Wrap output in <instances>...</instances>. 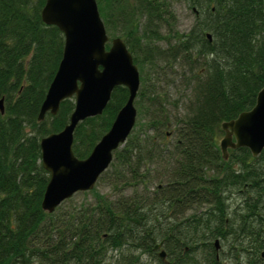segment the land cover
Instances as JSON below:
<instances>
[{
	"label": "trees",
	"instance_id": "trees-1",
	"mask_svg": "<svg viewBox=\"0 0 264 264\" xmlns=\"http://www.w3.org/2000/svg\"><path fill=\"white\" fill-rule=\"evenodd\" d=\"M95 2L137 67L135 121L93 188L46 212L39 139L62 129L73 99L36 116L63 36L41 21L44 0H0V264H164L160 241L165 264H264V148L226 158L219 148L221 123L263 85L264 0ZM177 5L193 17L185 30ZM126 98L113 87L102 112L75 125L77 158Z\"/></svg>",
	"mask_w": 264,
	"mask_h": 264
},
{
	"label": "water",
	"instance_id": "water-1",
	"mask_svg": "<svg viewBox=\"0 0 264 264\" xmlns=\"http://www.w3.org/2000/svg\"><path fill=\"white\" fill-rule=\"evenodd\" d=\"M40 19L46 25L57 27L63 36V45L36 119H43L46 112L55 114L61 100L73 99V108L62 129L39 139L40 164L48 174L40 207L52 212L73 193L93 188L108 166L113 150L124 142L135 121L133 100L139 76L123 40L116 36L109 41L95 0H44ZM118 85L127 89L124 104L88 155L77 158L71 150L75 125L99 115L112 88ZM221 129L219 148L223 158L227 157V148L245 147L253 157L264 148V81L253 106L222 122ZM160 244L156 243L154 248ZM214 247H218L216 240ZM163 254L162 250L157 253L159 258Z\"/></svg>",
	"mask_w": 264,
	"mask_h": 264
},
{
	"label": "rangeland",
	"instance_id": "rangeland-1",
	"mask_svg": "<svg viewBox=\"0 0 264 264\" xmlns=\"http://www.w3.org/2000/svg\"><path fill=\"white\" fill-rule=\"evenodd\" d=\"M176 27L178 30H185L188 28V26L192 23L193 17L191 15V13L182 5H177L176 7ZM119 31H117L118 33ZM107 33V32H106ZM108 35V39L110 41L111 38L113 37H120L116 34L112 35V34H107ZM107 44L109 45V42H107ZM98 189L100 190V192H107V189L105 187H98ZM80 198V197H79ZM142 262L144 264H148L149 260L145 257H143Z\"/></svg>",
	"mask_w": 264,
	"mask_h": 264
},
{
	"label": "flooded vegetation",
	"instance_id": "flooded-vegetation-1",
	"mask_svg": "<svg viewBox=\"0 0 264 264\" xmlns=\"http://www.w3.org/2000/svg\"><path fill=\"white\" fill-rule=\"evenodd\" d=\"M108 47V46H107ZM160 247H162V243H161V245L159 246V247H157V248H154L153 247V249H154V251L156 252V251H161V248ZM159 249V250H158ZM156 253H158V252H156ZM162 262H164V264L166 263V258H165V254H163V257L160 259Z\"/></svg>",
	"mask_w": 264,
	"mask_h": 264
},
{
	"label": "bare ground",
	"instance_id": "bare-ground-1",
	"mask_svg": "<svg viewBox=\"0 0 264 264\" xmlns=\"http://www.w3.org/2000/svg\"><path fill=\"white\" fill-rule=\"evenodd\" d=\"M107 46H108V44H107ZM138 91H139V90H138ZM3 104H4V103H3ZM237 203H238V202H237ZM238 207H239V206H238ZM238 207H237V208H238ZM160 242H161V241H160ZM162 242H163V241H162ZM160 248H161V247H160ZM179 249H180V248H179ZM158 250H159V249H158ZM166 251H167V250H166ZM155 253H156V252H155ZM164 254H165V253H164ZM218 255H219V254H218ZM218 255H217V256H218ZM221 255H222V254H221ZM166 256H167V255H166ZM220 257H221V256H220ZM144 258H145V257H144ZM223 258H224V257H223ZM228 261H229V260H228ZM218 262H219V261H218ZM208 264H209V263H208Z\"/></svg>",
	"mask_w": 264,
	"mask_h": 264
}]
</instances>
